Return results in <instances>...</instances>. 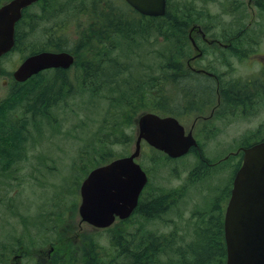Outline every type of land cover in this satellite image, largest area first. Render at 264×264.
Listing matches in <instances>:
<instances>
[{
	"label": "rangeland",
	"instance_id": "1",
	"mask_svg": "<svg viewBox=\"0 0 264 264\" xmlns=\"http://www.w3.org/2000/svg\"><path fill=\"white\" fill-rule=\"evenodd\" d=\"M53 1L57 3V11L64 9L65 4L69 3L67 11L59 14L55 26L62 28L67 22L69 38L75 39L72 35L75 10L71 8V2L75 5L82 2L91 4L94 0H44L28 9L20 27L24 33H20L22 41L16 50L0 62V102L10 95L16 82L13 72L21 61L30 53L43 50L58 38L59 34L54 33L52 28L53 22L40 17ZM108 1L112 4L108 10H116L121 17L126 16L132 23L140 24V19L130 13L131 7L127 6L129 10L124 7L122 0ZM243 2L249 7V0ZM169 3L178 10L179 15L194 8L195 13L211 25L208 27H213L211 31L214 34L222 27L234 28L235 18L224 11V6L232 5L233 0H169ZM250 7L253 9L252 13L247 10L242 13L247 16L245 21H248L247 25L259 26L264 17V9L258 4H252ZM139 27L150 30V43H144L143 31L136 32L137 46H133L135 51L129 55H116L126 66L127 75L131 71L137 78L132 84V94L127 97L129 110L135 106L137 111L135 114L129 112L127 120L121 119V125L124 126L118 127L122 131L117 135L112 136L108 132L113 130L115 118H121V109L117 104L120 97L118 92L113 95L106 91L92 94L82 92L80 87L76 93L66 94L65 98L52 108L48 117L36 119L35 122L41 123V131L34 127L32 116H27L30 120L27 130L32 136L26 145L27 158L14 165L16 176H1L0 182V253L5 254V264H45V261H37L33 255L35 243L47 250L50 244H57L60 240L64 242L63 258L55 264H73L77 260L85 263L86 258H96L98 250L108 257L100 264H106V260L109 264H126L129 261L124 256L115 257V250L120 246L113 249V242L122 238L119 232L121 229L101 231L81 221V186L95 167L134 152L139 135V118L155 107L162 106L161 104H164L165 108L153 111L162 115L179 113L187 129L191 128L195 120H199L196 127L193 125V130L195 129L194 134L199 136L200 146L181 159L169 160L157 153L158 151L151 148L147 142H143L138 162L151 176L145 195L153 194L155 200L162 198L159 196L171 195V199L165 202L163 210L154 216L145 218L143 213L135 214L128 224V239L130 238L132 243L136 237L137 244L146 241L156 243V256L154 255V262L150 264H225L223 258L201 263L202 261L198 260L199 250L193 247L196 244L189 245L197 241L206 242L205 239L211 234H218L220 240H223V232H219L217 223L222 224L232 177L240 160L239 155L242 154L241 150L247 148L240 143L249 132L264 128V109L250 119L238 118L248 114L247 111L243 110L239 114L229 108H226L230 115L227 121L220 119L218 110L213 113L211 108L201 114L203 117H196L199 113L185 117L181 114L186 113L189 106L196 104L188 102L194 99L187 100L184 91L186 89L191 93L194 87L203 91V87H206L214 93L216 100L220 97V84H224L218 75L222 74L221 78L226 82L237 78L245 79L256 71V62L252 64L250 60L243 64L235 63L231 53L219 60L209 55L203 60L198 58L193 64L196 69L212 70L217 79L196 75L175 78L174 74L168 71L171 67L168 66L165 56L174 45L176 33L164 27L163 29L168 31V35L164 37L160 32L162 29L159 30L155 26H145L143 22ZM118 42L122 44L120 40ZM259 51L264 52V42ZM257 58L264 60V55ZM43 74L48 80L53 78L52 70L44 71ZM178 80L184 84L180 87L183 91L175 83ZM141 86L142 89L137 92ZM174 99L180 101L175 102ZM114 105L118 108L113 109ZM185 105L187 107H184ZM219 108L221 112L225 107L220 104ZM256 111L260 110L254 109L251 113L256 114ZM14 117L21 118L18 109L14 111ZM105 130L107 134H103ZM260 132L264 137V131ZM102 135L105 145L101 148L99 141ZM105 151L106 154H103ZM163 157L166 159L164 163ZM214 162H224L222 164L225 165L213 168ZM175 190L176 195L173 194ZM182 191L187 193L177 195ZM201 210L204 211L203 215H200ZM204 215L207 220L202 219ZM83 238L87 239V246L80 244ZM123 240L127 250L126 240ZM119 243L117 241L116 245ZM206 245L208 242L201 246ZM23 248L25 252L22 259L16 260L14 253L21 254ZM131 250L135 251L132 245ZM112 258L114 259L111 261ZM0 264H3L1 259Z\"/></svg>",
	"mask_w": 264,
	"mask_h": 264
},
{
	"label": "trees",
	"instance_id": "2",
	"mask_svg": "<svg viewBox=\"0 0 264 264\" xmlns=\"http://www.w3.org/2000/svg\"><path fill=\"white\" fill-rule=\"evenodd\" d=\"M7 1L8 0H0V5ZM111 7L112 4L108 0H105L104 2L94 0L91 4L82 2L76 5L71 2V8L75 10L73 15L75 22L73 23L72 34L75 39L69 38L70 33L66 30L67 22L63 24L62 28L55 26L57 25L56 19L59 17V14H63L67 11L69 8V3L65 4L64 9L62 8L61 10L57 11V3L53 1V3L46 7V9L43 11V16L42 14L40 15L41 18L45 17V20L48 19V21L53 22V31L54 33L59 34L56 40L50 42L43 50L40 51H67L75 56L76 61L71 70H52L53 78L49 80L44 77L42 72L24 83L15 82L12 86L10 95L0 102V182L1 176L7 178H13L16 176L17 172L14 168V165L26 160L27 158L26 145L29 143L32 137L27 130L30 122L27 116H32L34 127L41 131V123L35 122L36 119L48 117L52 108L57 106L59 102L65 98L66 94L72 95L76 93L80 87L82 92L87 91L92 94H97L98 92L104 93L105 91L110 95H113L116 92L119 93L120 97L118 98L117 104L121 109V118H115L113 124L114 128L113 130L109 131L108 134L113 136L114 134L117 135L119 131H122V129L118 128H122L124 126L121 125V119L127 120V118H129V112H131V114H135L137 111L135 106H132L129 110L127 98L130 94H132V84L137 80V78H135L133 72L131 71H129V74L127 75L128 70L126 66L120 62L119 57L116 55L118 53L121 56L129 55L135 51L133 46H137L135 44L136 32L143 31L145 39L144 43H150V30H143L139 27L143 22L145 23V26L152 28L155 26V28L159 30L162 29L160 32L164 37L168 35V31L163 29L164 27H167V29L169 28L171 31L173 30L174 33H176V35H174V45L171 47L170 53L166 54L165 56L168 66L171 67V69H168V71L171 74L173 73L175 78L191 75L186 64H184V59L185 55H189L192 48L191 40L189 38V31L193 26L198 25L202 26L204 29L208 28V34L214 38L220 39L222 42L231 43L232 48L236 43L237 33L235 30L222 27L219 32H215L214 34L211 31L213 30V27H208L211 25L206 22V19L200 18L195 13L194 8L188 11H183V13L179 15L178 10L172 7V4L169 3L165 16L158 18H148L142 17L136 14V12L125 7L130 11V13H132V15L141 20H138V22H140V24H138L135 22L132 23L131 20L126 19V16L124 18L121 17L116 10H108ZM261 7L264 9V5ZM26 15L27 11L24 12L23 19L17 25L15 38L16 47L14 50L17 49L19 43L22 41L20 33L23 35L24 33L21 32L20 27L23 20L26 18ZM262 19L263 20L259 26H264V17ZM244 24L245 23L242 22V25ZM124 39H126L127 42ZM119 40L122 44L118 42ZM242 41L243 39L241 38L239 42L243 43ZM240 46L241 49H244L243 44ZM232 48L230 49L232 50ZM36 52L38 51H34L33 53ZM162 54H164V52H162ZM117 65L119 66L118 68ZM221 75H218V77L220 76L221 81L224 82V84H220L221 107L235 110L238 108V106L245 105L244 109H247V105L250 103L245 101L247 95L243 91L244 89L251 88L255 84V81H250L249 79H231L229 80L230 82H226L222 80ZM175 83L178 88L183 91V88L180 87L184 84L181 83L180 80L175 81ZM203 85L205 84L203 83ZM162 87L163 85L160 86V88ZM141 89L142 86L136 91L138 92ZM184 92L186 99H194L192 101L195 104H200L204 98L212 96V91L206 87H203V91L194 87V89L191 90V93L186 89ZM251 98L258 100L263 99L264 96L256 95L251 96ZM174 101L178 102L180 100L174 99ZM161 105L162 106L155 107L154 109L161 111L159 109L165 108L163 107L164 104ZM184 107H186V105ZM117 108L118 107L116 105L113 106V109ZM17 109L21 113L20 119H16L14 117V111ZM172 114L175 116H180L179 113ZM187 114H189V112H187ZM260 131H264V128L246 134L240 145L249 147L252 144L264 139ZM103 132V134H107L106 130ZM104 145L105 139L104 135H102L99 141V146L102 148ZM103 154H106V151ZM162 159L164 163V160L167 158L165 159L163 157ZM164 202L165 201L163 198L146 201L144 203H140L138 208L143 213L142 216L147 218L154 216L163 210L165 207ZM202 219L207 220V216L204 215ZM128 224L125 226L121 224L116 225L113 228V231L118 228L121 229L119 231L120 235H122L124 230L126 233H129ZM217 228L220 229L219 232L221 233L222 224L220 222L217 223ZM129 239H126V246H128L127 250L124 248V240L122 238H118V240L115 239L116 243L117 241L120 242L117 245L115 242H113V249L116 246H120V248L117 247V250H115L117 253L115 257H127L129 261L126 264H150L154 262L156 256V243L153 241H146L145 243H149V245L145 243L137 244L136 237L132 240V243L129 241ZM205 240L208 242V245L205 247L201 246L202 244H206L204 241L193 242L189 245L192 246L193 244H196L193 247H196L199 250L198 260L202 261L201 263H205L206 261H211V259L213 260L223 258L225 263L226 248L224 239L221 241L218 234H211L208 236V239ZM144 244L145 246H143ZM131 245L135 251L131 250ZM4 255L5 254L3 252L0 253V259L2 260L3 264L6 263V259H3ZM105 257L106 254H104V252L101 250H98L96 252V258H86L85 263L83 261L77 260L73 264H100L101 261L105 259ZM114 258H112L111 261ZM56 261L60 260L56 259L54 262ZM106 264H109L107 260Z\"/></svg>",
	"mask_w": 264,
	"mask_h": 264
},
{
	"label": "water",
	"instance_id": "3",
	"mask_svg": "<svg viewBox=\"0 0 264 264\" xmlns=\"http://www.w3.org/2000/svg\"><path fill=\"white\" fill-rule=\"evenodd\" d=\"M39 0H12L0 7V58L15 45V25L22 11ZM142 14L163 16L166 0H127ZM68 52H40L29 56L14 72L18 82L50 68L68 69L74 64ZM134 152L92 170L81 186L79 213L83 222L97 228L113 225L116 217L128 218L138 206L148 183L147 173L136 161L142 141L170 158L186 155L197 145L192 132L175 117L148 113L139 118ZM226 264H264V141L244 149L225 215Z\"/></svg>",
	"mask_w": 264,
	"mask_h": 264
},
{
	"label": "flooded vegetation",
	"instance_id": "4",
	"mask_svg": "<svg viewBox=\"0 0 264 264\" xmlns=\"http://www.w3.org/2000/svg\"><path fill=\"white\" fill-rule=\"evenodd\" d=\"M252 4H254L255 6L258 4L259 7L262 8L261 6L264 5V0H249V7H246L243 0H233V4L231 5L232 10L234 7L232 14H233V17L235 18V25H234L233 30H235L237 33L236 43L233 46V48L231 47V43H226V42L212 39L208 35V28L204 29L199 26H196V27L191 28L190 38L191 39H195L193 37L198 38L197 39L198 43L194 40L196 47L191 48V52L189 56L185 55V59H184V64H186L188 69L191 71L195 70L194 69L195 64L193 63L195 61H198V58L199 59L201 58V60H203L204 58H207L209 55H212V57H214L216 60H219L220 58H225L226 55L228 56L231 53L235 63L238 62L240 64H243L245 61H250V60L252 61V64L256 62V69H255L256 71L251 73L250 76L245 78V79H249L250 81L252 80L255 81V84L251 88L244 89L243 91L247 95V98L245 101L249 102L250 104L247 103L248 104L247 109H244L245 105L238 106V108L235 109L236 112H238L239 114L241 113V111H243V109L248 112V114L246 115H240V117L237 116L240 119H244V118L250 119V117H255L262 111V109H264V98L258 99V100L251 98V96H256V95L264 96V60H258L257 58L260 55H264L263 51H259L260 48L262 47V42H264V40H262L264 36V26H253L252 24L247 25L248 22L247 24L242 25V22L243 23L246 22L245 21L246 18H243L242 13L246 12V10L249 13H252L253 9L250 7L252 6ZM228 6L229 5L224 6V11L227 10ZM241 38L243 39L242 41L243 43L239 42ZM241 44L244 45V49H241V46H240ZM210 48H212V51H210ZM230 48H232V50ZM202 71H204L202 75L217 79V76L215 74L210 75L209 73H205L207 72L206 70H202ZM192 73L194 74V72ZM186 75H189V74H186ZM237 79H241V78H237ZM241 80H244V79H241ZM213 95L214 93H212L211 97L204 98L200 102V104L189 106L188 110L186 111L189 112L190 114H187L186 112L183 115H185V117H187V115L191 117V116H195L197 113L204 112L207 108H211L213 113L218 110L220 119H224L227 121L230 118L229 117L230 115H228L226 107L222 109V111L220 112L219 105L221 104L220 102L221 99L218 96V98L215 100ZM188 102L193 103L192 100ZM254 109H259L260 111H256L257 112L256 114H252L251 110H254ZM197 115L198 116L196 117H203L201 116V114H197ZM198 122L199 120L194 121L193 123L194 127H196ZM193 125L191 126L190 129L193 128ZM183 192L187 193V191H182L180 193L178 192L177 195L182 196ZM173 194L176 195V190L173 192ZM159 197H162L165 202L171 199V195L170 197L169 196H159ZM152 200H155L154 195L147 194L146 196L145 191H144L141 195L139 204L144 203L146 201H152ZM139 213H142V212L137 207L133 215L130 218L123 220L122 224L127 225L130 222V220L133 218V216ZM203 214L204 212L201 211L200 215H203ZM177 222L181 223V221L179 220H177ZM121 237L122 239L124 238L125 240L128 239V233H126L124 230ZM36 244L38 243H35L34 245L35 247H33L32 252H33V255H35L37 261H40V262L45 261L46 262L45 264L56 263L57 261L54 262L56 259L62 261V258H63L62 249H64L63 240L58 241L57 244L56 243L50 244L47 250H45L44 248L38 247V245ZM80 244L87 246V239L83 238L80 241ZM20 252L21 254H19V252L14 253L16 260L22 259L25 249L23 248Z\"/></svg>",
	"mask_w": 264,
	"mask_h": 264
}]
</instances>
